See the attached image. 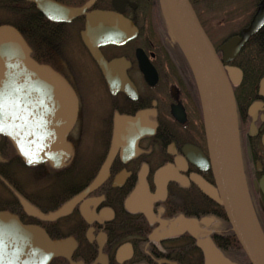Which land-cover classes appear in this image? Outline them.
Segmentation results:
<instances>
[{
	"label": "flooded vegetation",
	"instance_id": "1",
	"mask_svg": "<svg viewBox=\"0 0 264 264\" xmlns=\"http://www.w3.org/2000/svg\"><path fill=\"white\" fill-rule=\"evenodd\" d=\"M189 2L232 86L264 234V0ZM4 16L68 95L36 113L68 129L61 160L28 164L0 138V213L69 241L47 264H250L218 200L196 83L160 0H0ZM256 23L223 60L222 46ZM34 243L19 250L30 263Z\"/></svg>",
	"mask_w": 264,
	"mask_h": 264
},
{
	"label": "water",
	"instance_id": "2",
	"mask_svg": "<svg viewBox=\"0 0 264 264\" xmlns=\"http://www.w3.org/2000/svg\"><path fill=\"white\" fill-rule=\"evenodd\" d=\"M160 4L167 25L179 43L196 83L209 166L217 185L218 200L225 207L232 231L250 263L264 264V235L245 189L231 83L189 0H160ZM260 12L259 8L257 14ZM258 26L259 23L252 24L253 28L244 29L240 38L227 41L222 46L225 52L223 60L235 55ZM234 42L236 45L233 54L226 56ZM29 51L17 29L8 25L0 26V125L3 129L0 134L6 135L17 154L33 165L46 158L51 162L58 161L57 158L60 159L65 151L64 135L68 130L47 126L37 128L41 120L36 118L34 105L39 103V96L45 106L52 103L54 93L58 97L64 95L66 99L68 95L64 93L60 83L62 81L54 71L35 62ZM46 79H50V82ZM237 82L238 80H234V83ZM260 88L264 89V77L260 81ZM47 110L49 106L45 107L43 115ZM26 112H30L28 116ZM42 144L50 146L45 153L41 149ZM198 184L204 192L209 193L210 186L204 180L201 179ZM0 225L4 226L0 229L1 248H11L7 250L11 253L19 252L27 247L30 239L33 242L41 240L42 244H38L37 248L43 250L42 257L47 256L43 258L46 261L42 264H47L55 254L54 248L47 244L42 233L22 227L21 223L6 213H0ZM7 230L13 234H21V246L7 245L4 238Z\"/></svg>",
	"mask_w": 264,
	"mask_h": 264
},
{
	"label": "bare ground",
	"instance_id": "3",
	"mask_svg": "<svg viewBox=\"0 0 264 264\" xmlns=\"http://www.w3.org/2000/svg\"><path fill=\"white\" fill-rule=\"evenodd\" d=\"M46 80L50 82V79H46ZM37 96H38V94H37ZM38 101H39V104L41 105V107H40L41 109L36 111V112L34 111V112L37 113V114H44L45 113V106L42 104L43 101L41 99H39ZM29 113L30 112H26L25 114L28 116ZM29 117H30V115H29ZM36 127L39 128V129H43V127H45V123L43 121H39ZM40 131H42V130H40ZM204 134H205V130H204ZM205 137H206V135H205ZM52 144L55 145V142L52 141ZM64 145L67 146V143L65 142ZM206 145H207V143H206ZM49 148H50V146H48V144H42L41 145V149L43 150V153H45ZM242 170H243V166H242ZM243 175H244V173H243ZM244 180H245V177H244ZM244 183H245V189H246L247 195L249 197V193H248L246 182H244ZM249 200H250V198H249ZM250 204H251V202H250ZM220 205L222 206L223 211H224V213H225V215L227 217V220H228V216H227L225 207L223 206L222 203ZM228 222H229V220H228ZM0 226H2V225H0ZM21 226L24 227V228L26 227V226H23V225H21ZM2 227H4V226H2ZM34 229H36L37 231L42 233V235L45 236L44 240L47 242V244L51 248H54L53 252L55 254L53 253L54 255H52V257L55 256L56 254L57 255H61L68 248L69 241H67V240H52L46 234V232L43 229L36 228V227ZM4 238H5V242H7V245H9L11 247H19V246H21V234H19V235L16 234V233L13 234L9 230H7L4 233ZM34 244L35 245H38V244L41 245L42 243H41V240H38ZM9 249H11V248H1L0 247V259L3 260V261H0V264H42L43 262L46 261L43 258H45L47 256H43L42 257L43 250H41V249H39V251L36 253V258H40V259H37L36 261L31 262V263L29 262V256H27V255L21 256V252H12L11 253V252L7 251ZM44 249H45V247H44ZM243 252H244V250H243Z\"/></svg>",
	"mask_w": 264,
	"mask_h": 264
},
{
	"label": "rangeland",
	"instance_id": "4",
	"mask_svg": "<svg viewBox=\"0 0 264 264\" xmlns=\"http://www.w3.org/2000/svg\"><path fill=\"white\" fill-rule=\"evenodd\" d=\"M6 18V19H5ZM3 19H5V20H9V21H13V20H15L14 18H13V16H4V17H0V20H3ZM14 23V22H13ZM14 24H16V23H14ZM5 25H8V24H1L0 26H5ZM8 26H11V27H13L12 25H8ZM13 28H15V27H13ZM15 29H17L18 31H19V29L18 28H15ZM20 33H21V31H19ZM33 59V58H32ZM34 60V59H33ZM35 61V60H34ZM0 138H3L5 141H6V144H7V146H9V149L10 148H13L14 149V147H13V144H12V142L9 140V138L6 136V135H3V134H0ZM14 151H15V149H14ZM3 190V189H2ZM3 192H4V190H3ZM2 196V192H1V194H0V197ZM251 207H252V205H251ZM252 209H253V207H252ZM254 212V211H253ZM254 215H255V213H254ZM255 218H256V220H257V217H256V215H255ZM257 223H258V221H257ZM258 226H259V228H260V230H261V227H260V225H259V223H258ZM261 232H262V230H261ZM234 233V232H233ZM263 233V232H262ZM235 235V234H234ZM264 235V234H263ZM236 237V236H235ZM239 244V243H238ZM240 247H241V245H240ZM242 248V247H241ZM243 250V249H242ZM246 255V254H245ZM248 258V257H247ZM249 260V259H248ZM250 262V261H249ZM251 264V263H250Z\"/></svg>",
	"mask_w": 264,
	"mask_h": 264
},
{
	"label": "trees",
	"instance_id": "5",
	"mask_svg": "<svg viewBox=\"0 0 264 264\" xmlns=\"http://www.w3.org/2000/svg\"><path fill=\"white\" fill-rule=\"evenodd\" d=\"M38 32L40 33V34H42V36L44 37V36H47V32H46V30L43 32H41L40 30H38ZM36 33H37V30H36Z\"/></svg>",
	"mask_w": 264,
	"mask_h": 264
},
{
	"label": "snow or ice",
	"instance_id": "6",
	"mask_svg": "<svg viewBox=\"0 0 264 264\" xmlns=\"http://www.w3.org/2000/svg\"><path fill=\"white\" fill-rule=\"evenodd\" d=\"M3 129H2V125H0V131H2Z\"/></svg>",
	"mask_w": 264,
	"mask_h": 264
}]
</instances>
